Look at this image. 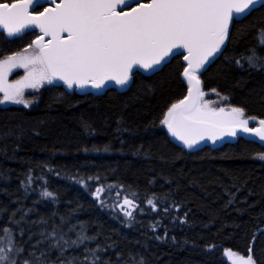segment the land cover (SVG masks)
<instances>
[{"label":"trees","instance_id":"1","mask_svg":"<svg viewBox=\"0 0 264 264\" xmlns=\"http://www.w3.org/2000/svg\"><path fill=\"white\" fill-rule=\"evenodd\" d=\"M261 33L264 4L233 21L223 52L199 74L212 106L264 118V65L245 59L255 51L264 60ZM182 69L177 55L151 76L134 73L122 93L49 86L28 107L0 104V230L23 250L11 254L17 264H231L225 250L264 264V147L173 144L161 119L185 94ZM125 197L135 201L131 218L119 207Z\"/></svg>","mask_w":264,"mask_h":264},{"label":"snow or ice","instance_id":"2","mask_svg":"<svg viewBox=\"0 0 264 264\" xmlns=\"http://www.w3.org/2000/svg\"><path fill=\"white\" fill-rule=\"evenodd\" d=\"M258 2L51 0L54 7L35 13L37 0H0V29L8 37L20 36L28 29L40 32L22 51L0 59V93L3 94L0 104L11 102L28 107L31 101L25 99V90L39 89L54 81H62L69 89L88 85L99 89L108 81L124 86L134 68L153 69L175 54L174 50L182 49L186 61L182 75L187 81V95L171 104L164 113L161 124L168 132L188 149L205 138L215 142L224 136L234 137L238 131L264 142V119L258 121V127H249L243 108L211 107L213 102L204 99L206 93L198 75L210 59L221 52L233 19L250 12ZM260 44L264 46V33H261ZM245 59L250 67L264 65L255 51ZM236 63L240 64V60ZM17 68L24 69L25 74L9 81V75ZM259 159L264 160V154ZM102 191V188L97 189V197ZM43 196L51 197L52 193L44 191ZM147 203L155 210L153 200ZM119 207L131 218L136 205L134 200L125 197ZM0 231L5 233L0 237V264H17L11 254L23 250L15 248L7 235L9 229ZM85 239L89 237H78L80 243ZM60 240L69 244L62 236ZM78 241H71V245L78 246ZM225 255L232 264H255L251 254L245 258L225 250ZM24 264L29 261L25 260ZM36 264L43 261L37 257Z\"/></svg>","mask_w":264,"mask_h":264},{"label":"water","instance_id":"3","mask_svg":"<svg viewBox=\"0 0 264 264\" xmlns=\"http://www.w3.org/2000/svg\"><path fill=\"white\" fill-rule=\"evenodd\" d=\"M57 2H59V0H57ZM142 2H146V0H142ZM262 4H264V0H259V2L255 5V7L252 9H256L258 8L259 6H261ZM133 6H135L133 4ZM46 7H54V5L51 3V0H37V3L36 5H34V12L35 13H38V12H42L44 10V8ZM251 10V11H252ZM250 11V12H251ZM250 12H246L245 14L239 16V17H235L233 19V21H239L241 20L242 18H244L245 16H247ZM233 21L230 23V26H229V33H230V30H231V26H232V23ZM28 32H35L38 35H40V32H39V29H28L26 30L24 33H22L20 36H22L23 34L25 33H28ZM0 33H2L7 39H13V38H17V37H20V36H16V37H8L6 33L3 32L2 29H0ZM229 37V35H228ZM36 37L33 39L35 40ZM47 39V38H46ZM32 40V41H33ZM227 42H228V38L227 40L225 41V45L222 46V49H221V52L220 53H217L216 56L214 58H211L210 59V62L208 64L205 65V67L203 69H201V71L198 73L201 74L203 73L220 55L221 53L223 52L224 48L226 47L227 45ZM175 54L173 55H170L169 57H167L165 59V61H163L161 63V65L159 66H156L155 68L153 69H149V70H144V69H141L139 67H136L133 69L132 71V74H131V79L129 80L128 84L124 85V86H121V85H117L115 84L114 81H108L106 82V84L99 88V89H96V88H93L91 87L90 85L88 86H85L84 88H77V87H73L72 89H69L67 88V86L65 84H63L62 81H54L52 84L54 86H57V87H61L65 92L67 93H75V94H78V95H85V94H92V95H95V96H98V95H102L104 94L107 90L109 89H114L115 91H117L118 93H122V92H125L129 86L131 85L132 81H133V74L134 73H140L144 76H151L152 74L158 72L165 64H167L174 56H177V55H181V63L183 65V69L184 67H186V61H184L183 59V55L181 54L183 52V50H174ZM186 54V53H184ZM183 69L181 71V79L183 80V82L185 83L186 85V91H185V94L184 96L181 98L183 99L186 95H187V88H188V85H187V81L185 80V78L183 77L182 75V72H183ZM179 99V100H181ZM178 100V101H179ZM177 102V101H176ZM175 103V102H174ZM171 106V105H170ZM169 106V107H170ZM168 107V108H169ZM167 108V109H168ZM219 108V107H217ZM225 108H229V107H225ZM166 109V111H167ZM165 111V112H166ZM164 112V113H165ZM164 116V114H163ZM247 118V117H245ZM163 119V117H162ZM161 119V120H162ZM249 119V118H248ZM264 119V118H263ZM261 120V119H256V120H253V119H249V127H258V121ZM162 125V124H161ZM165 133H166V136L168 137V139L173 143L175 144L177 147L183 149V150H186V151H189V152H194V151H197L201 148H204V147H208L210 149H218V148H221L222 146L226 145V144H233L237 138H243V139H246V140H249V141H252V142H255L257 145H259L260 147H264V142H261L259 141L258 137H254L253 135L249 134V133H245L243 131H238L237 132V135L236 136H224L222 137L221 139H217L215 142H213L212 140L210 139H207L205 138L204 140L200 141L199 144H197L194 148L192 149H188L187 147H185L183 145V143L179 140H177L175 137H173L169 132H168V129L162 125ZM124 200V199H123ZM123 200L121 201L120 204L123 203Z\"/></svg>","mask_w":264,"mask_h":264},{"label":"flooded vegetation","instance_id":"4","mask_svg":"<svg viewBox=\"0 0 264 264\" xmlns=\"http://www.w3.org/2000/svg\"><path fill=\"white\" fill-rule=\"evenodd\" d=\"M24 34L20 37L13 38V39H7L2 33H0V45H2V48H0V59H3L4 57L11 55L13 53L22 51L24 48H26L29 44H31L32 40L37 37V34L35 33V36L31 38L30 42H25V39L23 38ZM18 42H14L16 39ZM9 48H12L10 51ZM25 74L24 69L17 68L14 69L13 72L9 75L8 79L9 81H14L17 79H20ZM54 86L53 84H47L45 83L41 88L43 87H49ZM2 99V98H1Z\"/></svg>","mask_w":264,"mask_h":264},{"label":"rangeland","instance_id":"5","mask_svg":"<svg viewBox=\"0 0 264 264\" xmlns=\"http://www.w3.org/2000/svg\"><path fill=\"white\" fill-rule=\"evenodd\" d=\"M30 42V41H29ZM27 43V42H26ZM38 90H40V88L39 89H26L25 90V98H26V95H28V99H30V101H32V100H34L35 98H36V96L38 95ZM36 92V95H34V93ZM204 99L206 100V95H205V97H204ZM211 107H214V106H212V105H210ZM216 108L217 107H228V106H222V105H219V106H215ZM245 117H247V116H245ZM247 118H249V117H247ZM249 119H251V118H249ZM254 120H256V119H254ZM242 256V255H241ZM245 257V256H244ZM246 258V257H245ZM232 264V263H231Z\"/></svg>","mask_w":264,"mask_h":264}]
</instances>
